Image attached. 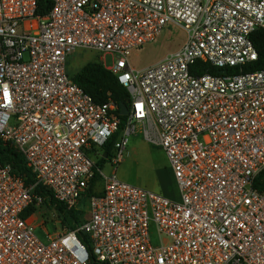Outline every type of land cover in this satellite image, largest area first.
I'll return each mask as SVG.
<instances>
[{"label":"built area","instance_id":"built-area-1","mask_svg":"<svg viewBox=\"0 0 264 264\" xmlns=\"http://www.w3.org/2000/svg\"><path fill=\"white\" fill-rule=\"evenodd\" d=\"M40 1L0 0V138L35 179L0 162V264H89L80 233L105 264H264V70H244L258 59L251 37L264 30V0H49L44 16ZM169 24L184 28V45L134 69L131 53ZM80 50L111 56L103 66L130 95L110 174L93 156L121 130L120 109L72 80ZM137 130L165 153L178 199L118 177ZM95 170L101 187L75 230L51 235L32 221L43 210L61 224L38 186L78 210Z\"/></svg>","mask_w":264,"mask_h":264},{"label":"rangeland","instance_id":"rangeland-1","mask_svg":"<svg viewBox=\"0 0 264 264\" xmlns=\"http://www.w3.org/2000/svg\"><path fill=\"white\" fill-rule=\"evenodd\" d=\"M187 33L177 24H169L161 36L143 47L140 50L133 51L130 55V61L134 69L144 70L160 63L167 55L178 51L186 42ZM102 55L95 52L80 50L75 53L68 63V72L70 75L76 74L89 62H99L102 65L111 66V56L102 60ZM128 152L130 156L117 166L118 177L141 189H145L157 194L168 196L172 199H178L179 191L174 177L170 171L169 161L160 147L148 143L140 130L129 140ZM113 166L108 163L104 168L105 174L113 171ZM101 182L98 184V189ZM48 212L38 211L32 221L38 225L44 221V227L48 233L54 235L63 229L62 224L45 221L44 215ZM36 235L43 242H46V233L43 227L36 230Z\"/></svg>","mask_w":264,"mask_h":264},{"label":"trees","instance_id":"trees-1","mask_svg":"<svg viewBox=\"0 0 264 264\" xmlns=\"http://www.w3.org/2000/svg\"><path fill=\"white\" fill-rule=\"evenodd\" d=\"M51 8V3L49 0H41L39 4L38 14L44 16L48 13V10ZM252 42L258 53V59L256 62L247 65L244 70L245 72H254L264 70V30H256L252 34ZM205 73H214L216 72L212 68L205 65L203 69ZM230 73H238L239 71L230 70ZM72 80L84 90V92L89 95L96 104L102 105L109 102H113L119 109L122 105L129 106L130 95L128 91L118 82V79L114 74L107 70L101 63L93 61L87 63L80 71L76 74L71 75ZM120 113V112H118ZM122 126L121 130L114 134L108 143L101 149L102 158L98 156H93V160L96 164V169H104L108 164V159L112 157V151L116 142L119 140L124 125L127 121V117L121 116ZM0 162L3 164H9L13 168L14 172L24 176L27 180V183H34V175L31 170L27 167L25 158L17 150H15L9 144H6L0 138ZM96 176L93 180L92 188L89 190L87 196L83 198L80 202L78 210L67 211L66 208L51 199V192L44 189L43 186H38L36 192L42 193L47 197L46 203L48 205L54 206V209L57 212L58 218L61 221L63 229L66 230H75L77 226L84 221L86 218V209H87V199L91 195L95 194V185L100 182V178L95 170ZM256 188L260 191H264V172L260 175L256 182ZM34 210V209H33ZM79 239L86 246L90 260L89 264H105L100 263L96 260L94 255L90 252L86 240L87 235L80 233Z\"/></svg>","mask_w":264,"mask_h":264},{"label":"water","instance_id":"water-1","mask_svg":"<svg viewBox=\"0 0 264 264\" xmlns=\"http://www.w3.org/2000/svg\"><path fill=\"white\" fill-rule=\"evenodd\" d=\"M222 74H226V70L221 71ZM129 114L128 107L126 105H122L120 108V115L127 116ZM107 158V156H105Z\"/></svg>","mask_w":264,"mask_h":264},{"label":"crops","instance_id":"crops-1","mask_svg":"<svg viewBox=\"0 0 264 264\" xmlns=\"http://www.w3.org/2000/svg\"><path fill=\"white\" fill-rule=\"evenodd\" d=\"M171 171V170H170ZM171 174H172V172H171ZM172 176H173V174H172Z\"/></svg>","mask_w":264,"mask_h":264}]
</instances>
